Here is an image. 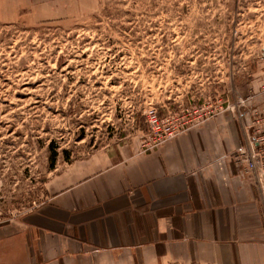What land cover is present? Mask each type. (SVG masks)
<instances>
[{"label":"rangeland","instance_id":"1","mask_svg":"<svg viewBox=\"0 0 264 264\" xmlns=\"http://www.w3.org/2000/svg\"><path fill=\"white\" fill-rule=\"evenodd\" d=\"M263 82L264 0H0V224H38L50 180L142 144L147 112L244 114Z\"/></svg>","mask_w":264,"mask_h":264},{"label":"crops","instance_id":"2","mask_svg":"<svg viewBox=\"0 0 264 264\" xmlns=\"http://www.w3.org/2000/svg\"><path fill=\"white\" fill-rule=\"evenodd\" d=\"M47 192L38 224H0V264H264V202L229 112L67 164Z\"/></svg>","mask_w":264,"mask_h":264},{"label":"built area","instance_id":"3","mask_svg":"<svg viewBox=\"0 0 264 264\" xmlns=\"http://www.w3.org/2000/svg\"><path fill=\"white\" fill-rule=\"evenodd\" d=\"M232 95L233 92L229 95V104L224 106L221 111L208 115L209 113L205 111L204 107L199 106L179 123L175 122L179 119L177 116L175 119H171L167 116L162 117L157 112H147L148 131L142 137V146L146 150H154L164 142L179 137L183 132L203 121L229 112L233 116L239 140V162L256 198L264 202V82L257 93L251 91V88L247 86L240 89V104H253L250 111L244 114L235 103L231 102ZM257 98H261V100L254 104Z\"/></svg>","mask_w":264,"mask_h":264},{"label":"trees","instance_id":"4","mask_svg":"<svg viewBox=\"0 0 264 264\" xmlns=\"http://www.w3.org/2000/svg\"><path fill=\"white\" fill-rule=\"evenodd\" d=\"M54 160V159H53ZM67 160H69V157L67 158ZM51 167H54L53 164L51 165Z\"/></svg>","mask_w":264,"mask_h":264}]
</instances>
